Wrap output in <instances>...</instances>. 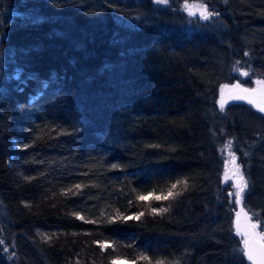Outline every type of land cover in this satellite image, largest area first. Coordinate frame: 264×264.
<instances>
[{"label": "trees", "instance_id": "trees-1", "mask_svg": "<svg viewBox=\"0 0 264 264\" xmlns=\"http://www.w3.org/2000/svg\"><path fill=\"white\" fill-rule=\"evenodd\" d=\"M184 2L0 0V264H250L234 219L243 208L264 232V114L219 101L264 80V0H188L209 21ZM185 178L175 198L136 200ZM116 209L144 215L107 223Z\"/></svg>", "mask_w": 264, "mask_h": 264}, {"label": "snow or ice", "instance_id": "snow-or-ice-1", "mask_svg": "<svg viewBox=\"0 0 264 264\" xmlns=\"http://www.w3.org/2000/svg\"><path fill=\"white\" fill-rule=\"evenodd\" d=\"M157 4H163L167 5L169 3V0H155ZM183 10L187 13V16L190 18H196L198 17L200 20L203 21H209L213 18L215 13L214 11H210L208 4L205 2L200 3H189L188 0H185L183 5ZM245 55H248V53H245ZM244 76H248V72L241 73ZM16 76L21 82H26L21 74L20 70H17ZM31 79H38V77L35 76V74H30ZM42 87L39 89L40 92H43L44 89H46L49 86L48 81H42L41 82ZM257 85H260L264 87V80H257ZM236 87H239V85H236ZM244 92H255L257 89H242ZM233 99H246L244 96H234ZM249 104H255V102L251 99L248 100ZM255 106L258 108V110L261 113H264V104H255ZM225 110V101L221 99L220 101V111L223 112ZM29 145H25V147H28ZM230 146V142H229ZM230 159L231 162L235 165V172L233 173V176L236 178V182L230 187H234L236 189L235 193L229 192V196L234 195V200L232 203L234 205H240L242 201L245 198L246 189H248L249 184L248 180L246 179L244 173L240 169V165L236 164L237 157L234 153L230 152ZM245 156L247 153L244 154ZM178 185H183V191H187L188 189V181L187 179H180L176 180L174 183L170 184V187L167 189V194H164L161 192L160 194H156L155 190L149 191L147 193H139L136 195L137 201H148L149 198L155 201H161V200H168L169 198H175L176 196H179L182 194L180 191H174L178 188ZM75 189L79 190L83 186L80 184H76L73 186ZM72 193L73 195H76V192H73L72 188H68L63 190V194L67 195L68 193ZM131 204V201H129ZM168 212V208L166 207H160V208H150V214L153 215H161ZM241 213L244 214V217L246 220H249L247 213L244 212L243 208H241L240 212L236 213V235L243 237V249L241 250L242 254L247 257V260L251 261L252 264H264V243H261L260 241H264V232H257L256 229L259 227V224L257 223H249L245 229H241L239 225V220ZM76 215L77 219L84 220V217L80 216L78 213H73ZM103 215V213H102ZM144 215V212L141 211L138 214H133L131 216H125L123 213H120L119 209H116V215L115 216H108L107 223H115L117 221L121 222H127L128 220H139ZM254 215L257 216V219H259L258 214L254 213ZM86 223H96L97 221L94 220H87ZM39 234V233H38ZM75 235V233H73ZM46 241H50L51 237L47 236L46 234L42 237ZM4 242L0 240V244H3ZM94 243L98 244L99 248L103 251L107 248H113L114 244L113 242L109 241H94ZM121 257H116L115 259H120ZM147 261L148 264H152L150 257L147 255H139L134 260L130 262V264H137V261ZM112 264H115V260L112 261ZM156 264H164L163 260L156 261Z\"/></svg>", "mask_w": 264, "mask_h": 264}, {"label": "water", "instance_id": "water-1", "mask_svg": "<svg viewBox=\"0 0 264 264\" xmlns=\"http://www.w3.org/2000/svg\"><path fill=\"white\" fill-rule=\"evenodd\" d=\"M236 85H239V87H236ZM242 89H253V88L245 86V85L241 84L240 82L236 81L233 86H231L228 90L224 91L221 94L220 101H221V99H223L225 101V107H227L231 104L240 103V104L249 105L252 108H255L257 110H258V108L255 106V104H264V89H257V91H255V92H244V91H242ZM234 96H244V97H246V99H233ZM249 99L253 100L255 102V104H249L248 103ZM220 101H219V108H220ZM236 219H237V217H235V219H234L235 228H236ZM249 223H250V221L245 219L244 214H241L240 220H239L240 228L245 229ZM260 242L264 243V241H260ZM249 262H250V264H252L251 261H249Z\"/></svg>", "mask_w": 264, "mask_h": 264}, {"label": "rangeland", "instance_id": "rangeland-1", "mask_svg": "<svg viewBox=\"0 0 264 264\" xmlns=\"http://www.w3.org/2000/svg\"><path fill=\"white\" fill-rule=\"evenodd\" d=\"M254 87H257L258 89H260V88L264 89V87H261L260 85H257V84ZM228 89H229V87H226V88H224V91H226ZM225 164H226V166H225V172H224V181H227L232 185L236 182V178L233 176V173L235 172V165L231 162L230 156H228V158L225 160ZM236 164H239L238 159L236 160ZM240 169H241V166H240ZM233 189H234L233 193H235L236 189L234 187H233ZM238 212H240V210ZM241 214H243V213H241ZM248 217L250 218L249 219L250 223H254V221L252 220V218L249 215H248ZM256 231L259 233L258 228L256 229ZM130 262L131 261L126 260V259H119L116 261V264H130Z\"/></svg>", "mask_w": 264, "mask_h": 264}]
</instances>
